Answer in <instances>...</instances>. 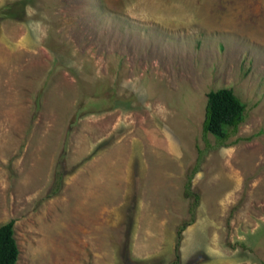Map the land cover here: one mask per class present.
<instances>
[{"label":"rangeland","instance_id":"374dc122","mask_svg":"<svg viewBox=\"0 0 264 264\" xmlns=\"http://www.w3.org/2000/svg\"><path fill=\"white\" fill-rule=\"evenodd\" d=\"M9 221L16 264H264V0H0Z\"/></svg>","mask_w":264,"mask_h":264},{"label":"trees","instance_id":"16d2710c","mask_svg":"<svg viewBox=\"0 0 264 264\" xmlns=\"http://www.w3.org/2000/svg\"><path fill=\"white\" fill-rule=\"evenodd\" d=\"M7 15L15 16L9 10L5 13ZM244 120L245 105L231 89L221 88L207 93L202 130L204 134L212 135L219 145H224L234 136ZM194 198L198 200V196ZM13 225L14 222L9 221L0 226V264H16L18 259Z\"/></svg>","mask_w":264,"mask_h":264}]
</instances>
